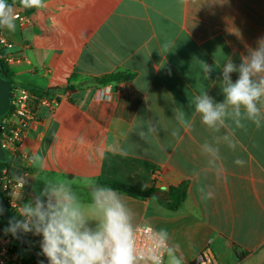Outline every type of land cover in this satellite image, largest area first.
<instances>
[{"label": "crops", "instance_id": "0c3cea01", "mask_svg": "<svg viewBox=\"0 0 264 264\" xmlns=\"http://www.w3.org/2000/svg\"><path fill=\"white\" fill-rule=\"evenodd\" d=\"M10 5L29 19H16L14 31L0 27L11 51L22 53L20 63L7 66L14 81L39 94H68L53 113L38 110L39 120L22 142L30 158L35 152L44 157L42 167L30 160L25 202L43 188L42 179L71 184L86 208L88 185L98 181L153 186L159 194L150 198L122 194L141 222L169 231L184 264L206 249L219 264H264V124L243 121L245 127L237 128L229 121L228 129L213 131L191 104L203 91L224 99L222 65L231 59L238 66L264 37V0ZM203 64L213 66L207 76ZM119 73L130 78L101 81ZM180 111L184 125L175 118ZM226 134L238 143L234 151L219 145L216 172L201 145ZM237 158L243 167L234 164ZM183 183L182 205L165 207L166 191ZM201 187L213 193L211 199H202Z\"/></svg>", "mask_w": 264, "mask_h": 264}, {"label": "clouds", "instance_id": "9594fccd", "mask_svg": "<svg viewBox=\"0 0 264 264\" xmlns=\"http://www.w3.org/2000/svg\"><path fill=\"white\" fill-rule=\"evenodd\" d=\"M26 8H43L44 0H20ZM16 15L8 0H0V27L15 30ZM207 76L213 66L203 64ZM217 67V65H216ZM221 67V66H220ZM232 73H238L233 81ZM224 99L215 101L207 92L191 100L201 123L210 130L228 129L229 121L237 128L250 121L257 128L264 124V37L249 48L237 66L231 59L222 65L219 81ZM175 118L185 124V113L176 112ZM178 135V130L172 132ZM83 143V138L80 140ZM238 141L230 135L215 137L201 145L210 169L219 172L222 156L221 144L233 151ZM31 161L42 167L44 157L33 153ZM235 165L243 167L245 161L237 158ZM16 186L23 189L28 175H14ZM44 186L27 202H22L17 213L4 229L5 234L19 238L20 233L42 237L41 252L48 264H184L180 245L166 228H156L148 221L141 222L118 190L90 184L91 203L86 208L71 184L61 180L42 179ZM202 199H211L213 193L201 187ZM4 209L0 208V214ZM38 264H44L41 260Z\"/></svg>", "mask_w": 264, "mask_h": 264}, {"label": "built area", "instance_id": "2783aa9c", "mask_svg": "<svg viewBox=\"0 0 264 264\" xmlns=\"http://www.w3.org/2000/svg\"><path fill=\"white\" fill-rule=\"evenodd\" d=\"M16 19L21 23L28 22V16L22 12L15 13ZM12 44L0 34V59L8 66L22 61V53L12 52ZM121 90H118L120 93ZM105 95V93H102ZM63 98H68L67 93L47 91L36 93L26 87H18L14 93L12 109L1 125L2 147L8 152L7 166L0 168V195L8 206L18 216L17 210L28 194L29 185L23 189L16 186L14 175L29 173L31 158L22 150L21 145L32 126L38 122V110L44 108L53 113ZM6 163V162H5ZM15 165V170L12 169ZM157 180L159 173L153 174ZM19 217V216H18ZM20 218V217H19ZM31 242L37 249L40 248L42 237L27 233ZM0 264H30L20 256L18 248L14 245L8 234H5L0 224ZM44 264H48L46 261ZM192 264H219L212 253L206 249Z\"/></svg>", "mask_w": 264, "mask_h": 264}, {"label": "trees", "instance_id": "16d2710c", "mask_svg": "<svg viewBox=\"0 0 264 264\" xmlns=\"http://www.w3.org/2000/svg\"><path fill=\"white\" fill-rule=\"evenodd\" d=\"M8 3L11 4L12 0H8ZM0 61H1L2 65L5 69L6 73L8 74V76L13 79V76H12L11 72L9 71L7 65L4 63L3 60L0 59ZM129 78H130L129 75L119 73L116 75L107 76V77L103 78L101 81L102 82H107V81H111V80L123 81V80L129 79ZM18 86H20V85L18 84ZM7 165H8L7 162L3 163L0 165V168H3L4 166H7ZM12 169L15 170V165H14V167H12ZM97 184L110 186V187L120 191L121 193L127 194L129 196L141 197V198H150L157 191L153 186H151V187L134 186V185H129V184L123 183V182L118 181V180L98 181ZM186 191H187V184L186 183H183V184L179 185L178 187L169 188L166 191V200L162 201V204L165 207L172 209V210L178 209L182 205L183 201L185 200ZM32 244L34 246V253L31 252L32 256H31L30 260H24V261L29 262L30 264H38L39 261L43 260L45 263L47 261V259L43 255H38V253H40L41 250L37 249L33 242H32ZM16 247L20 251V248L18 246H16Z\"/></svg>", "mask_w": 264, "mask_h": 264}, {"label": "water", "instance_id": "95a60500", "mask_svg": "<svg viewBox=\"0 0 264 264\" xmlns=\"http://www.w3.org/2000/svg\"><path fill=\"white\" fill-rule=\"evenodd\" d=\"M18 84L14 79L10 78L6 73L0 61V165L7 162L8 152L2 147L1 143V125L5 117L12 109V102L15 91L18 89ZM159 194L158 192H155ZM0 208L4 209L3 214H0V224L5 229L8 226V221L11 217L16 216L20 219L14 211L10 209L5 199L0 195ZM15 246L20 249L28 250L34 253V246L27 234L20 233L19 238L8 234Z\"/></svg>", "mask_w": 264, "mask_h": 264}, {"label": "rangeland", "instance_id": "374dc122", "mask_svg": "<svg viewBox=\"0 0 264 264\" xmlns=\"http://www.w3.org/2000/svg\"><path fill=\"white\" fill-rule=\"evenodd\" d=\"M19 253H20V256H21L24 260H30V258H31V256H32L31 251H28V250L20 249Z\"/></svg>", "mask_w": 264, "mask_h": 264}]
</instances>
